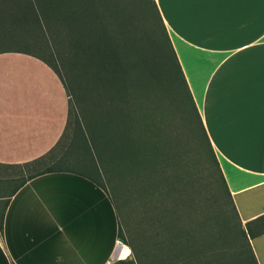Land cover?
Returning <instances> with one entry per match:
<instances>
[{
  "label": "trees",
  "instance_id": "trees-1",
  "mask_svg": "<svg viewBox=\"0 0 264 264\" xmlns=\"http://www.w3.org/2000/svg\"><path fill=\"white\" fill-rule=\"evenodd\" d=\"M5 52L44 61L69 96L61 139L13 194L62 170L105 186L103 168L138 193L152 264H225L221 241L236 264H259L264 214L243 223L156 0H0Z\"/></svg>",
  "mask_w": 264,
  "mask_h": 264
},
{
  "label": "crops",
  "instance_id": "crops-1",
  "mask_svg": "<svg viewBox=\"0 0 264 264\" xmlns=\"http://www.w3.org/2000/svg\"><path fill=\"white\" fill-rule=\"evenodd\" d=\"M156 2L246 223L264 214V0ZM14 55L33 61L0 63V201L9 200L0 202V264H123L134 251L108 189L88 175L47 172L13 194L61 139L69 112L54 69ZM251 243L264 264V233Z\"/></svg>",
  "mask_w": 264,
  "mask_h": 264
},
{
  "label": "rangeland",
  "instance_id": "rangeland-1",
  "mask_svg": "<svg viewBox=\"0 0 264 264\" xmlns=\"http://www.w3.org/2000/svg\"><path fill=\"white\" fill-rule=\"evenodd\" d=\"M14 54H16V52L1 53L0 63L20 64L24 61H33V59L23 58ZM69 68L70 73L72 74L74 71L73 67ZM28 78L29 77H26V80H29ZM71 84L72 86L75 85V80L73 78H71ZM196 170L198 174L201 173L200 166H198ZM107 175L108 174L105 173L102 168V173L98 174V177L102 180V182H104V187L108 189V193L110 194V197L116 207L120 219V232L122 238H124V241L128 242L134 250V254L131 258L133 261H129L127 264H152L154 257V253L152 252V242L153 240L155 241V238L152 240V238L144 232V223L142 221V214L138 203L139 200L137 198L138 193L123 192V183H121L122 180L119 181L117 179V174L111 175L109 173V176L111 175L114 184L111 186ZM209 205L211 206L212 203L210 202ZM219 231L222 233L225 231V234L227 235L232 234V229H228V227H224L222 230L219 229ZM235 245L236 243L234 241H230L225 244L221 241L220 249L225 251V255H228L226 256L225 264H236L232 256L236 250ZM128 251L129 248L127 246L126 252L123 256H126Z\"/></svg>",
  "mask_w": 264,
  "mask_h": 264
},
{
  "label": "built area",
  "instance_id": "built-area-1",
  "mask_svg": "<svg viewBox=\"0 0 264 264\" xmlns=\"http://www.w3.org/2000/svg\"><path fill=\"white\" fill-rule=\"evenodd\" d=\"M117 243H118V247H120V246H126L125 243H124V241L121 238H119L117 240ZM106 264H114V263H113V260H108L106 262Z\"/></svg>",
  "mask_w": 264,
  "mask_h": 264
},
{
  "label": "bare ground",
  "instance_id": "bare-ground-1",
  "mask_svg": "<svg viewBox=\"0 0 264 264\" xmlns=\"http://www.w3.org/2000/svg\"><path fill=\"white\" fill-rule=\"evenodd\" d=\"M125 249H127V246H124ZM124 254V253H123ZM123 256V255H122Z\"/></svg>",
  "mask_w": 264,
  "mask_h": 264
},
{
  "label": "snow or ice",
  "instance_id": "snow-or-ice-1",
  "mask_svg": "<svg viewBox=\"0 0 264 264\" xmlns=\"http://www.w3.org/2000/svg\"><path fill=\"white\" fill-rule=\"evenodd\" d=\"M180 2H183V0H180Z\"/></svg>",
  "mask_w": 264,
  "mask_h": 264
}]
</instances>
